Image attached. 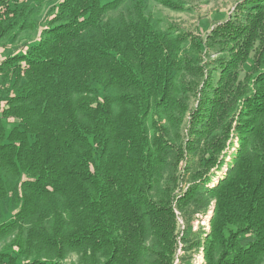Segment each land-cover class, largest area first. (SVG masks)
<instances>
[{"label": "trees", "instance_id": "16d2710c", "mask_svg": "<svg viewBox=\"0 0 264 264\" xmlns=\"http://www.w3.org/2000/svg\"><path fill=\"white\" fill-rule=\"evenodd\" d=\"M37 18L0 0V46ZM0 83V264H175L177 213L212 204L205 264L264 263V0L204 39L156 25L145 0H62ZM182 150L199 157L179 194Z\"/></svg>", "mask_w": 264, "mask_h": 264}, {"label": "rangeland", "instance_id": "374dc122", "mask_svg": "<svg viewBox=\"0 0 264 264\" xmlns=\"http://www.w3.org/2000/svg\"><path fill=\"white\" fill-rule=\"evenodd\" d=\"M36 4L38 10L37 30L33 33L21 34L15 42L2 43L0 46V59H6L10 55L17 54L25 49L30 43L37 42L43 36V29L47 25L48 20L53 16L55 6L60 4L62 0H32ZM185 4V10L181 12L172 11L165 8L160 3L153 0H145L147 7V14L152 17L153 22L162 28L168 24H175L180 26L185 31L190 32L201 38H206L217 25L228 20L237 9V5L241 0H181ZM126 3L124 7H128ZM123 7V8H124ZM122 8V10H123ZM121 10V9H120ZM116 12L114 15H117ZM7 44V45H4ZM2 95H5L7 90L1 89ZM191 105H196V99L193 98ZM189 118L186 120L181 129L180 141L176 143V148H182L189 139L188 123ZM237 147V141L231 152ZM183 151L179 162L175 161L177 165H172L167 173V181L175 186L177 193L181 194L188 186L193 184V176L198 169V157ZM183 155V156H182ZM187 164V167H186ZM211 171L209 174H212ZM1 212H6V203L2 204ZM213 204L206 213H201L193 217H187L179 213L178 226H179V245L180 263L179 264H201V250L199 251L196 246L197 242H204L206 233L209 231V219L212 215ZM12 237H9L0 242V251L10 246ZM184 248V249H183ZM178 249V250H179ZM185 250V251H183ZM184 258V263L182 259ZM69 264H78V256L71 254L66 260ZM264 264V263H263Z\"/></svg>", "mask_w": 264, "mask_h": 264}, {"label": "built area", "instance_id": "2783aa9c", "mask_svg": "<svg viewBox=\"0 0 264 264\" xmlns=\"http://www.w3.org/2000/svg\"><path fill=\"white\" fill-rule=\"evenodd\" d=\"M0 63H1V60H0ZM179 215V213H177ZM180 245V244H179ZM181 251V248L177 251V255H176V259H175V264H179L180 263V257H179V252ZM201 264H205L204 262V254H203V250H201Z\"/></svg>", "mask_w": 264, "mask_h": 264}, {"label": "crops", "instance_id": "0c3cea01", "mask_svg": "<svg viewBox=\"0 0 264 264\" xmlns=\"http://www.w3.org/2000/svg\"><path fill=\"white\" fill-rule=\"evenodd\" d=\"M27 48H28V46H27L25 49H23L21 52L17 53V54H22V53H25V52H26V50H27ZM0 60H1V59H0ZM1 61H3V60H1Z\"/></svg>", "mask_w": 264, "mask_h": 264}, {"label": "water", "instance_id": "95a60500", "mask_svg": "<svg viewBox=\"0 0 264 264\" xmlns=\"http://www.w3.org/2000/svg\"><path fill=\"white\" fill-rule=\"evenodd\" d=\"M213 213V212H212ZM210 220V219H209Z\"/></svg>", "mask_w": 264, "mask_h": 264}]
</instances>
